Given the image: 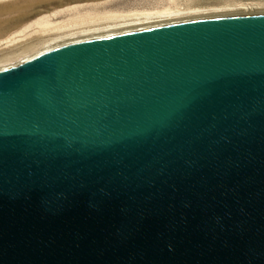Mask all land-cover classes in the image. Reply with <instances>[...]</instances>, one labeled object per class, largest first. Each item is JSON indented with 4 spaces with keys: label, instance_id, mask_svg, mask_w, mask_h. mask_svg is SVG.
I'll list each match as a JSON object with an SVG mask.
<instances>
[{
    "label": "water",
    "instance_id": "water-1",
    "mask_svg": "<svg viewBox=\"0 0 264 264\" xmlns=\"http://www.w3.org/2000/svg\"><path fill=\"white\" fill-rule=\"evenodd\" d=\"M0 264H264V14L0 71Z\"/></svg>",
    "mask_w": 264,
    "mask_h": 264
},
{
    "label": "rangeland",
    "instance_id": "rangeland-1",
    "mask_svg": "<svg viewBox=\"0 0 264 264\" xmlns=\"http://www.w3.org/2000/svg\"><path fill=\"white\" fill-rule=\"evenodd\" d=\"M244 9L264 14V0H0V69L26 62L27 56L47 44L89 29L193 15L196 11L235 13ZM8 38L13 40L5 43Z\"/></svg>",
    "mask_w": 264,
    "mask_h": 264
},
{
    "label": "bare ground",
    "instance_id": "bare-ground-1",
    "mask_svg": "<svg viewBox=\"0 0 264 264\" xmlns=\"http://www.w3.org/2000/svg\"><path fill=\"white\" fill-rule=\"evenodd\" d=\"M79 10L80 9H78V12H79ZM215 10H217V9H215ZM250 12L251 11L245 10V9L244 10H239L237 12L235 11V13L234 12H231V13L230 12L205 13V12H200V11L197 12L196 11V13L193 14V15H184V16H175V17H171L170 16L169 18H163V19H159V20H154L153 19V20H149V21H145V22L142 21V22H138V23H128V24H122V25H118V26L117 25L110 26V27H106V28L101 27L102 29H100V28L98 29L97 28V30H91V31H89L90 30L89 29L87 32H84V33L81 32V33L76 34V35L74 34V35L69 36L67 38H63V39L58 40V41H56L54 43H51L49 45L47 44V46H45L41 50L37 51L36 53H33L30 56H27L24 60L28 61L32 57H34L36 55L39 56V55H41V54H43V53H45V52H47L49 50H52L54 48H57V47H60V46H64V45H67V44L76 43V42H82V41L93 40V39H100V38H105V37H110V36H114V35H118V34L144 30V29L153 28V27H159V26H165V25H170V24H175V23L187 22V21H190V20H196L198 18L202 19V18H214V17L241 15V14H244V15L245 14H253V13H250ZM90 13H92V12L90 11ZM146 18L149 19L150 16H147ZM48 22H50V21H48ZM68 28H69V26H68ZM12 40H13L12 38H8V39L4 40V42L5 43H9ZM11 66H13V65H11ZM11 66L4 67V68L0 69V71L6 70V69H8V67H11Z\"/></svg>",
    "mask_w": 264,
    "mask_h": 264
}]
</instances>
